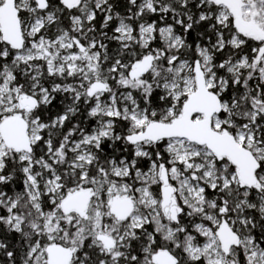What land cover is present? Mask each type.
Instances as JSON below:
<instances>
[{
    "label": "snow or ice",
    "instance_id": "obj_1",
    "mask_svg": "<svg viewBox=\"0 0 264 264\" xmlns=\"http://www.w3.org/2000/svg\"><path fill=\"white\" fill-rule=\"evenodd\" d=\"M0 264H264V0H0Z\"/></svg>",
    "mask_w": 264,
    "mask_h": 264
}]
</instances>
